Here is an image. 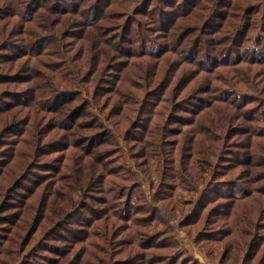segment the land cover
Masks as SVG:
<instances>
[{
  "label": "trees",
  "instance_id": "obj_1",
  "mask_svg": "<svg viewBox=\"0 0 264 264\" xmlns=\"http://www.w3.org/2000/svg\"><path fill=\"white\" fill-rule=\"evenodd\" d=\"M161 210L264 264V0H0V264H201Z\"/></svg>",
  "mask_w": 264,
  "mask_h": 264
},
{
  "label": "rangeland",
  "instance_id": "obj_2",
  "mask_svg": "<svg viewBox=\"0 0 264 264\" xmlns=\"http://www.w3.org/2000/svg\"><path fill=\"white\" fill-rule=\"evenodd\" d=\"M118 140L120 141V144H123L120 139V136H118ZM122 160L124 161L125 165L130 169L132 176L141 182L142 187L146 191L148 199H152V192L154 189L152 190L151 188L153 187L149 186L148 181L145 180L144 176L135 168L133 163L128 158L125 159L123 158ZM155 164L156 163L153 162L154 169H155ZM152 175H153L152 179L156 182L157 181L156 169L153 170ZM200 185L201 184L199 182L198 186ZM195 194H196L195 190L187 184H183L178 188V195H179V199L181 200L188 198L190 196H194ZM160 213L162 214L164 221L168 222L173 228L174 237L179 242L180 248L183 249L185 253L195 257L201 264H219L217 260L208 258L207 255L204 253V251L196 244H194V242L186 234V232L180 227H178V222L181 220V217L180 218L175 217L172 214L168 213L167 211H163V210H161Z\"/></svg>",
  "mask_w": 264,
  "mask_h": 264
}]
</instances>
